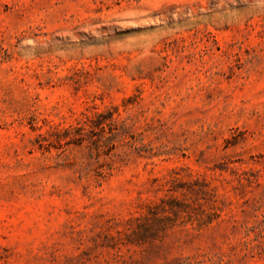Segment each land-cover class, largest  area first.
<instances>
[{
    "label": "rangeland",
    "instance_id": "obj_1",
    "mask_svg": "<svg viewBox=\"0 0 264 264\" xmlns=\"http://www.w3.org/2000/svg\"><path fill=\"white\" fill-rule=\"evenodd\" d=\"M0 264H264V0H0Z\"/></svg>",
    "mask_w": 264,
    "mask_h": 264
}]
</instances>
